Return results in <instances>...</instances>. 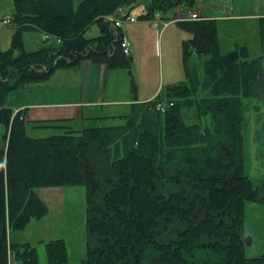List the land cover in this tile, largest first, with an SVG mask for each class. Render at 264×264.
<instances>
[{
  "label": "trees",
  "instance_id": "16d2710c",
  "mask_svg": "<svg viewBox=\"0 0 264 264\" xmlns=\"http://www.w3.org/2000/svg\"><path fill=\"white\" fill-rule=\"evenodd\" d=\"M195 1L148 0L139 17L176 6L191 11ZM139 2L11 0L16 29L10 46L0 48V264H42L36 246L11 242L8 233L49 211L38 187L72 184L86 190V256L69 263L58 237L45 243L46 264H264V253L245 255L246 201L264 204V177L254 184L244 173L242 133L246 99H264V16L257 21L261 51L255 56L241 41L222 53L214 17L193 18L195 9L191 19L178 21L192 32L182 40L185 79L113 116L120 123L97 122L106 116L77 126L66 117L28 120V108L15 112L7 102L10 91L85 58L128 67L122 30L103 17ZM95 22L98 35H84ZM26 29L60 41L26 50ZM192 53L203 64L202 76L188 63ZM28 126L62 133L32 136Z\"/></svg>",
  "mask_w": 264,
  "mask_h": 264
},
{
  "label": "rangeland",
  "instance_id": "374dc122",
  "mask_svg": "<svg viewBox=\"0 0 264 264\" xmlns=\"http://www.w3.org/2000/svg\"><path fill=\"white\" fill-rule=\"evenodd\" d=\"M215 2L217 8L221 10H223V5L227 4V0H215ZM145 3H147V0H142L138 5L131 8L135 16L141 15V13L145 11ZM208 3L211 4L212 1H208ZM194 6L198 7V2H196ZM227 6L228 4L226 7ZM197 11L199 14L200 11L202 12V9L199 8ZM12 12L13 3H11V0H0V17H11L10 14ZM138 20L139 19H137L136 22H138ZM175 25L177 26L179 23L177 22ZM157 28L159 29L160 27ZM15 29L16 26L14 24L0 27V48L2 50L10 46L11 37ZM217 29L222 53H226L232 49V44L235 42V39L246 43L254 53L258 51L259 27L256 21L246 20L244 22L235 21L232 23L223 21L218 23ZM154 30V28L149 29L145 27V30L139 33L135 29V33L146 37H142L140 40L139 36L135 37L136 43L138 44L136 61L130 62L128 67H122L121 69L110 72L111 75H121V73H124L125 75L121 76L120 80L123 78L126 80L132 94L138 92V90H136L138 86L139 89L143 87V90L146 91L150 88L155 89L156 86L159 85V88L162 87L163 91H165L170 76H173L175 79L174 81H179L184 78L182 72V44L181 47H179L176 42L178 37L174 33L175 31H173L171 27L168 28L164 36H160L159 42H156V32ZM189 31L186 30L187 33ZM98 33L99 26L98 23L95 22L86 29L84 35L94 37L98 35ZM22 37L26 50L37 49L39 44H43L41 40L48 42L56 40V36L54 35H51L48 39H42L40 37V32L35 29H26ZM127 38L131 44V39L133 40L134 38H130L129 35ZM140 46L141 48L139 49ZM196 58L197 55H190L188 63L195 65L198 69V73L202 76L203 64H201L198 59L194 61ZM54 71L58 72L51 80H49V78L40 82V92L34 89L33 92L30 91L26 93L22 88H17V90H12L8 93L7 102L17 103L18 101L27 100L28 98V101L35 100V98L38 97V93H41L45 97L52 98V96L55 95L56 88H58L56 86L60 84H64V92L68 90L69 93H72V87L81 85L82 83V71L79 72L76 70V67L71 68V70L69 68H63ZM111 83L112 80H110L109 86ZM76 91L77 89L75 92ZM246 104L247 122L242 130L246 155L243 167L244 173L252 179L254 184H257L259 180L264 177V99H246ZM124 108L125 107L122 105L116 106L115 109L111 110L117 113L124 111ZM117 123H120V120L115 118L110 120L109 125ZM188 123L190 122L188 121ZM74 124L76 126L80 125L77 122ZM1 130L0 127V146L3 145ZM27 130L29 135L41 137L43 135L62 133L60 130L49 127L35 128L28 126ZM36 191L39 196L46 201L49 211L44 217L31 220L23 229L11 230L8 233L9 239L11 242L24 243L25 241L36 246L39 262L46 264L48 263V257L45 243L49 239L63 237L67 244L68 262H81L82 258L86 256L87 250L85 244L87 239L85 186L82 184L56 187L44 186L38 187ZM246 202L243 237H250L251 242H245V255L247 257H256L264 253V204L257 201Z\"/></svg>",
  "mask_w": 264,
  "mask_h": 264
},
{
  "label": "crops",
  "instance_id": "0c3cea01",
  "mask_svg": "<svg viewBox=\"0 0 264 264\" xmlns=\"http://www.w3.org/2000/svg\"><path fill=\"white\" fill-rule=\"evenodd\" d=\"M141 1L142 0H140V2ZM211 1L212 3L210 4L205 0H197L194 2V4L198 2V7L202 9V12H199L201 15L205 16V18L214 17L217 19L218 23L223 21L230 23L235 21L244 22L246 20H253L257 23L258 18L260 16H264V0H227L226 3L228 6L226 7L227 4L223 5V10L217 8L215 0H209V2ZM198 7L193 6L192 10H199ZM191 11H187L185 7L176 6L175 9L168 12H156V16H153L154 19L142 18L141 20H138V22L126 23L122 28L123 33H125L127 37L129 35L130 38H134L133 40L131 39V55L133 57L132 61H136V55L138 53V44L136 43L135 37L139 36V40L142 39V37H145L144 35L141 36L135 33V29L141 33L143 30H145V27L149 29L154 28V31L156 32V42H159L160 36H164L166 30L171 27L178 37L176 42L178 43L179 47H181V44L183 43L182 40H188L190 37H192V32L189 31L187 33L181 25L176 26L175 23L180 21L178 20L180 17L187 18L189 12ZM163 20H166L167 23L163 22ZM157 27L160 28L158 29ZM235 41L238 40L235 39ZM259 43L260 39L258 42L257 52L254 53L249 48L254 56L258 55L261 51L259 49ZM41 45L42 44H39L38 47ZM140 48L141 46L139 49ZM191 55H197V58L194 60L197 61L199 55L196 53H192ZM69 69L71 70V68ZM76 70L79 72L82 71V83L81 85L73 86L72 93H69L67 89V91L64 92L65 86L64 84H60L59 86H56L58 88H56V92L54 93L55 95H53L52 98L45 97L41 93H38V97H36L35 100L28 101V98L27 100H21L17 103H10V105L14 107L15 110L19 107L28 108L26 113V118L28 120L66 117L73 118L75 119V122L81 124L80 122L83 121L84 118L106 116L108 118H100V120L97 122L110 123L111 119H115L113 116L123 115V113H126L130 110L131 105L134 103L145 102L146 100L153 99L157 97L158 94L163 92L162 87L159 88V85L156 86L155 89H145L146 91L143 90V87L139 89L138 86L136 89L138 92L136 94H132V91H130L126 80L124 78L120 80V77L125 75L124 73H121V75H111V71L118 69L107 68L104 63L96 64L87 58L82 60L79 65L76 66ZM57 72L58 71L54 72L49 80H51V78ZM183 79H185V77ZM110 80H112V83L109 86ZM174 80L175 79L173 76H170L167 86L179 82ZM40 82L29 83L27 86L22 87V90L26 91V93L30 91L33 92L34 89L40 92ZM76 89L77 91L75 92ZM122 105L125 107L123 109L124 111L117 113L112 112L111 109H115L116 106ZM117 120H119V118Z\"/></svg>",
  "mask_w": 264,
  "mask_h": 264
},
{
  "label": "built area",
  "instance_id": "2783aa9c",
  "mask_svg": "<svg viewBox=\"0 0 264 264\" xmlns=\"http://www.w3.org/2000/svg\"><path fill=\"white\" fill-rule=\"evenodd\" d=\"M118 14H107V16L105 17V19L113 22L116 26H119L121 24H123L124 22H127V21H133L135 19L134 16H132L131 14H126L123 10H121V8H118ZM191 16L193 18H198V16L195 14V13H192ZM3 22H6V20H3ZM51 34H46L44 33L42 35V37L44 39H48L50 38ZM56 40L57 41H60V38L56 36ZM123 47V51L125 53H128L129 50H130V44H129V41L125 38V37H122L121 39V43H120Z\"/></svg>",
  "mask_w": 264,
  "mask_h": 264
},
{
  "label": "water",
  "instance_id": "95a60500",
  "mask_svg": "<svg viewBox=\"0 0 264 264\" xmlns=\"http://www.w3.org/2000/svg\"><path fill=\"white\" fill-rule=\"evenodd\" d=\"M245 241H246V243H250L251 242V238L246 236Z\"/></svg>",
  "mask_w": 264,
  "mask_h": 264
}]
</instances>
